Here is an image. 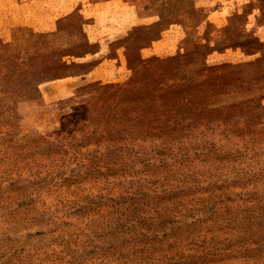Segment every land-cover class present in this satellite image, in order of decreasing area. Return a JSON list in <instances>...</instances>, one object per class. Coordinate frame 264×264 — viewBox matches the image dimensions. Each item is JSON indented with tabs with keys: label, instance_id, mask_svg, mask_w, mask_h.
<instances>
[{
	"label": "rangeland",
	"instance_id": "obj_1",
	"mask_svg": "<svg viewBox=\"0 0 264 264\" xmlns=\"http://www.w3.org/2000/svg\"><path fill=\"white\" fill-rule=\"evenodd\" d=\"M27 4L43 28L0 26V264H264V0L189 50L184 5Z\"/></svg>",
	"mask_w": 264,
	"mask_h": 264
},
{
	"label": "crops",
	"instance_id": "obj_2",
	"mask_svg": "<svg viewBox=\"0 0 264 264\" xmlns=\"http://www.w3.org/2000/svg\"><path fill=\"white\" fill-rule=\"evenodd\" d=\"M29 0H11L9 1L14 7L6 8V0H0L3 4V9H0V26L9 27L15 24L28 25L32 29L43 28V24L38 21H33L31 16L32 11L30 6H26ZM43 6H46L45 11L48 13H55L58 10L73 11L76 9H87L88 12L94 14L98 12L94 7L90 11L88 5L96 6L100 3L115 2L118 9L122 12V20L139 21L144 19H159L160 17V4H179L184 5L176 11L177 16L182 19L183 26L179 22L176 26L180 29V38L184 35L186 40L185 50H189L200 39L204 33L206 24L212 23L206 35L211 41H217L223 36L225 31L224 23L231 13H235L241 5V0H39ZM191 6V7H190ZM193 8L194 11H191ZM257 9H250L248 19L244 27L253 28L258 26ZM90 13V14H91ZM15 15V16H14ZM122 21V22H123ZM124 22V23H125ZM185 28L183 34L182 27Z\"/></svg>",
	"mask_w": 264,
	"mask_h": 264
}]
</instances>
